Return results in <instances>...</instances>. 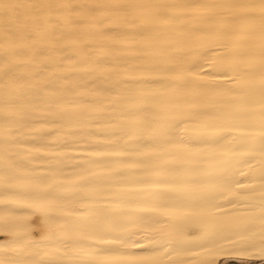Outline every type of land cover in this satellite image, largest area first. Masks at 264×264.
<instances>
[{
	"label": "bare ground",
	"instance_id": "1",
	"mask_svg": "<svg viewBox=\"0 0 264 264\" xmlns=\"http://www.w3.org/2000/svg\"><path fill=\"white\" fill-rule=\"evenodd\" d=\"M229 260L264 261V0H0V264Z\"/></svg>",
	"mask_w": 264,
	"mask_h": 264
},
{
	"label": "rangeland",
	"instance_id": "2",
	"mask_svg": "<svg viewBox=\"0 0 264 264\" xmlns=\"http://www.w3.org/2000/svg\"><path fill=\"white\" fill-rule=\"evenodd\" d=\"M39 228L40 225L38 226ZM220 264H264V261H237V260H229V261H221Z\"/></svg>",
	"mask_w": 264,
	"mask_h": 264
}]
</instances>
